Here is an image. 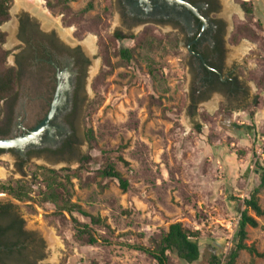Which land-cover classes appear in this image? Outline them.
Wrapping results in <instances>:
<instances>
[{"label": "rangeland", "instance_id": "obj_1", "mask_svg": "<svg viewBox=\"0 0 264 264\" xmlns=\"http://www.w3.org/2000/svg\"><path fill=\"white\" fill-rule=\"evenodd\" d=\"M17 1H10L9 20L0 26L6 67H14L23 16L83 51L81 43L95 38L75 124V155L64 164L23 166L10 153L0 155L5 172L0 203H12L41 241L39 264H157L127 245L153 248L177 222L199 233L201 258L195 264H210L212 256L225 262L243 199L260 186L256 151L264 146V0H246L250 14L241 10L243 0H221L227 28L223 72L234 74L240 92L203 99L196 93L198 80L183 37L160 26L129 29L117 0H39L38 13L18 9ZM225 3L235 11L227 12ZM43 11L59 27L55 21L46 25ZM65 29L74 42L63 39ZM116 34L129 38L117 40ZM122 49L131 51L130 61L120 56ZM20 105L19 99L16 110ZM108 165L127 181L126 191L102 176ZM18 183L27 186L33 201H18L1 189ZM258 198L264 209V186ZM258 224L247 229L246 244L261 256L243 251L236 264H264V217ZM77 225L86 231L78 233ZM168 257V264H187L173 253Z\"/></svg>", "mask_w": 264, "mask_h": 264}, {"label": "flooded vegetation", "instance_id": "obj_2", "mask_svg": "<svg viewBox=\"0 0 264 264\" xmlns=\"http://www.w3.org/2000/svg\"><path fill=\"white\" fill-rule=\"evenodd\" d=\"M179 1L189 7L165 0H117V5L129 29L160 26L183 37L197 76L196 93L200 99L211 93L234 96L239 83L232 72H223L227 28L220 13L221 0ZM241 10L245 9L242 7ZM16 41L19 46L12 68L17 72V87L11 97L0 101L3 110L0 140L20 138L51 117L48 126L34 140L21 147L0 149V155L16 156L21 163L19 166L38 161L52 165L68 163L78 148L75 124L83 104L82 91L92 54L66 44L54 32L40 30L34 20L25 16L18 21ZM69 41L75 40L71 37ZM19 99L21 105L16 110ZM16 116L22 127L15 124ZM4 204L0 203V206ZM19 217L24 221L22 233H34L26 229L25 220ZM6 224L0 222V225ZM8 261L16 264L22 260L15 253L8 256Z\"/></svg>", "mask_w": 264, "mask_h": 264}, {"label": "trees", "instance_id": "obj_3", "mask_svg": "<svg viewBox=\"0 0 264 264\" xmlns=\"http://www.w3.org/2000/svg\"><path fill=\"white\" fill-rule=\"evenodd\" d=\"M10 1L11 0H0V26L9 20L8 11ZM242 6L247 14L251 13V10L247 8L246 2H243ZM115 37L117 40L129 38L122 34H116ZM130 38L134 39V37ZM4 39L5 34L0 32V101L11 97L15 93L17 77V72L14 68L5 66V60L8 53L1 49ZM120 56L127 61L132 59L131 51L128 49L120 50ZM151 75H154L153 72H151ZM239 92L240 87L235 90V95L239 94ZM48 173L56 174L51 170H48ZM101 174L106 178L117 180L124 191L128 189L129 185L127 181L123 179L122 174L116 171L113 166L108 165L103 169ZM256 174L259 176L260 186L254 189L248 198L243 199V210H239V220L233 249L229 252L225 262L222 263L216 256H212L210 264H236L239 254L243 251L249 252L252 255L261 256L253 246H248L246 244V240L248 236L247 229H256L259 226L258 218L264 217V209L260 206L258 198L259 188L264 186V160H259L256 163ZM25 187L27 186L19 185L18 183L16 187L1 186V189L18 201H33L32 198L28 196L29 194ZM77 209L81 215L89 217L92 223H97L98 220H95L82 210H79V208ZM250 212H252L254 216L251 215ZM19 216L20 215L16 212L12 203H5L0 206V222H7L4 226L0 225L1 264H10L9 261L7 262V258L15 253H17L22 260L16 262V264H37V262L42 260L41 241L36 238L34 233L27 235L22 233L21 224H23L24 221H22ZM77 226L75 227L78 233H84L87 229L86 226ZM198 237V232H192L183 227L181 223L177 222L169 226L168 231L158 243H155L153 248L144 245H127V248L151 257L157 264H168L169 253L175 254L180 260L187 264H195L201 258ZM27 240L28 243L26 244L25 242ZM90 242L94 244L96 243V240L90 237Z\"/></svg>", "mask_w": 264, "mask_h": 264}, {"label": "bare ground", "instance_id": "obj_4", "mask_svg": "<svg viewBox=\"0 0 264 264\" xmlns=\"http://www.w3.org/2000/svg\"><path fill=\"white\" fill-rule=\"evenodd\" d=\"M40 4H41V2L39 0H19V1H17L18 9L25 8V9L29 10L32 13H35V12L38 13L39 11H41L42 5H40ZM225 8H226L225 10L227 12H231L232 9L234 10V7L232 5H228V4H226ZM235 9H236V7H235ZM48 16H50L49 12L43 11L42 17L44 18V22H46V25L49 24V23H53L55 21L57 23V27H59L58 21L57 20H53L52 21ZM10 31L12 33H14V31H15L14 25L13 26L10 25ZM63 31L64 32H61L63 34V38L65 40H69L71 38V30L65 29ZM81 44H82L83 49L85 50V52H87L88 54H91L92 52H95V38L94 37L90 36L89 38H87V40L85 42H83ZM94 69H96V66L94 67ZM94 72H95V70H94ZM4 173L5 172L2 171V169H0V177H4ZM53 235H54V233H53Z\"/></svg>", "mask_w": 264, "mask_h": 264}, {"label": "water", "instance_id": "obj_5", "mask_svg": "<svg viewBox=\"0 0 264 264\" xmlns=\"http://www.w3.org/2000/svg\"><path fill=\"white\" fill-rule=\"evenodd\" d=\"M165 1L170 2V3H176V4L181 3V4L189 7V5H187L186 3L181 2L179 0H165ZM50 117L51 116H48L42 123L37 125L33 130H31L30 132H28L27 134H25L24 136H22L20 138L0 140V149L1 150H8V149H11L14 147H21L24 144H27L30 141L34 140L48 126V121H49Z\"/></svg>", "mask_w": 264, "mask_h": 264}, {"label": "built area", "instance_id": "obj_6", "mask_svg": "<svg viewBox=\"0 0 264 264\" xmlns=\"http://www.w3.org/2000/svg\"><path fill=\"white\" fill-rule=\"evenodd\" d=\"M256 152L258 160H264V146L259 147Z\"/></svg>", "mask_w": 264, "mask_h": 264}]
</instances>
